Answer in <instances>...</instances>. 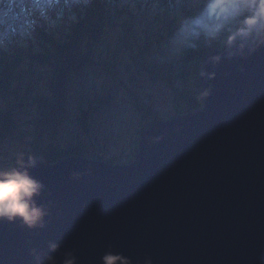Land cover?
Segmentation results:
<instances>
[{
	"label": "water",
	"instance_id": "1",
	"mask_svg": "<svg viewBox=\"0 0 264 264\" xmlns=\"http://www.w3.org/2000/svg\"><path fill=\"white\" fill-rule=\"evenodd\" d=\"M228 51L204 62L216 78L200 80V91L212 87L203 108L153 121L133 163L38 162L47 227L0 222V264H37L33 250L43 260L50 243L79 264H102L109 247L133 264H263L264 47Z\"/></svg>",
	"mask_w": 264,
	"mask_h": 264
},
{
	"label": "trees",
	"instance_id": "2",
	"mask_svg": "<svg viewBox=\"0 0 264 264\" xmlns=\"http://www.w3.org/2000/svg\"><path fill=\"white\" fill-rule=\"evenodd\" d=\"M192 1L159 0L152 6L149 4L152 0H148L147 7L156 10L157 13L148 16V20L155 23L146 22L144 31L135 30V25L139 23L137 15L132 7L128 9L122 0H90L87 5L81 2L75 6L74 20L64 18L62 15L67 14H61L59 7L45 14L40 12L29 14L32 21L29 33L12 31L13 33H8L4 37L3 42L0 41V100H5L6 95L18 99L19 89L25 85L27 92L24 101L31 104L34 111L30 113L26 121L28 129H25L17 125L14 110H11V103L8 101L5 107L0 108V137L5 140L15 131H19L23 139L31 138L32 141L31 150L25 151L24 154H35L50 164H57L70 156H87L79 144L67 148L59 146L56 141L61 122L67 118L69 101L68 92L64 89L65 83L60 84V81H64L65 76H68L65 81H71L70 73L85 70L91 63L89 53L94 46L104 44L107 33L118 25L120 32H124L116 38L118 44L116 51L128 54L135 66L146 72L153 82H164L176 89L175 82L179 80L186 86L183 91L174 90L177 94L176 114L187 115L202 109L203 100L198 99L199 66L204 64L208 55L220 47L215 44L209 46L201 40L197 42L196 50L178 52L181 46L173 41L177 23L171 30L173 23L171 22L169 27L165 26L167 21L162 16L165 12L169 18L170 11L175 12L174 17L177 20L178 14H191ZM31 3L33 2H28L27 5ZM61 3H64V0H61ZM139 3L142 7L144 0H139ZM160 25L162 26L153 33V38L150 36L148 40L149 27ZM142 35H145L147 42ZM36 65L53 67V77L49 82L50 95L37 92L33 83L29 81V76L34 73ZM86 114L87 112H84L83 118ZM156 120L164 119L153 114L152 122ZM150 124L140 132L139 144ZM138 151L139 147L136 149V155ZM100 159L109 163L116 162L115 159L108 160L102 156L93 158ZM16 160L17 158L13 159L14 166Z\"/></svg>",
	"mask_w": 264,
	"mask_h": 264
},
{
	"label": "rangeland",
	"instance_id": "3",
	"mask_svg": "<svg viewBox=\"0 0 264 264\" xmlns=\"http://www.w3.org/2000/svg\"><path fill=\"white\" fill-rule=\"evenodd\" d=\"M122 1L128 9L132 7L137 15L139 23L135 25V30L144 31L146 22L155 23L153 20H148L150 14L157 13L156 10L147 7L148 0H144L142 7L139 0ZM6 2L18 8V4L27 5L28 2L33 1L6 0ZM158 2L159 0H152L149 4L154 6ZM141 11H143L142 15ZM170 13L169 18L165 12L162 16L167 21L165 26L169 27V24L173 23L171 28L173 30L177 20L174 17L175 12L170 11ZM62 16L68 20L67 15ZM25 19L32 23L30 15ZM161 26L149 27L148 40L150 36L153 38V33ZM16 31L18 30L14 27L13 32ZM120 31L118 25L107 33L104 44L94 46L89 53L91 63L85 70L70 73L71 81H65L68 76L64 77V81H60V84L65 83L64 89L68 92L69 101L67 118L61 122L56 141L59 146L67 148L79 144L87 157L92 160L104 154L108 160L115 159L116 164L129 165L136 159L140 132L152 122L153 114L160 115L166 121L178 116L175 108L177 94L174 90L183 91L186 86L179 80L175 82L176 89L164 82H153L146 72L135 66L128 54L123 51L118 52L120 50L116 51L118 49L116 38L124 32ZM132 32L134 33V30ZM6 35L4 29L0 28L1 42ZM142 36L147 42L145 35ZM52 68L40 65L34 67V73L29 76V81L33 83L37 92L50 95L49 82L53 77ZM19 91L18 99L6 95L5 100H0V108L5 107L10 101L17 125L28 129L26 121L34 111V107L24 101L26 86L20 87ZM182 104L185 105V102L182 101ZM84 112H87L85 118H83ZM31 142V138L23 139L19 131H15L5 140L0 137V167L14 166L13 159L17 158L19 153L30 151Z\"/></svg>",
	"mask_w": 264,
	"mask_h": 264
},
{
	"label": "clouds",
	"instance_id": "4",
	"mask_svg": "<svg viewBox=\"0 0 264 264\" xmlns=\"http://www.w3.org/2000/svg\"><path fill=\"white\" fill-rule=\"evenodd\" d=\"M87 5L90 0H45L41 5L31 3L20 4L19 7L6 0H0V28L11 33L13 28L21 34L31 30V23L25 18L35 12L45 14L52 9L60 8L61 14L66 13L75 19V6L80 3ZM191 14L182 15L177 19L173 41L181 47L179 51L196 50L198 41L203 40L228 49L229 59L239 56L247 58L264 47V0H194L190 5ZM222 57L212 58L213 69L221 63ZM200 80L211 81L216 78V71L208 72L204 64L199 66ZM212 95V87L202 88L198 99L204 100ZM42 162L35 154L19 153L16 166L0 167V222L18 223L29 230H43L47 227L50 209L39 203L46 190V185L34 175L32 169ZM115 164V163H114ZM75 175V174H74ZM48 254L42 260L37 250L33 256L37 264H79L74 251H63L58 243H50ZM55 254L62 256L58 261ZM102 264H133L130 258L117 252L112 247L102 256ZM145 264H151L147 260Z\"/></svg>",
	"mask_w": 264,
	"mask_h": 264
},
{
	"label": "snow or ice",
	"instance_id": "5",
	"mask_svg": "<svg viewBox=\"0 0 264 264\" xmlns=\"http://www.w3.org/2000/svg\"><path fill=\"white\" fill-rule=\"evenodd\" d=\"M43 2H45V0H33V3L36 5H41Z\"/></svg>",
	"mask_w": 264,
	"mask_h": 264
},
{
	"label": "flooded vegetation",
	"instance_id": "6",
	"mask_svg": "<svg viewBox=\"0 0 264 264\" xmlns=\"http://www.w3.org/2000/svg\"><path fill=\"white\" fill-rule=\"evenodd\" d=\"M100 156H102V157H106L104 154H101Z\"/></svg>",
	"mask_w": 264,
	"mask_h": 264
}]
</instances>
